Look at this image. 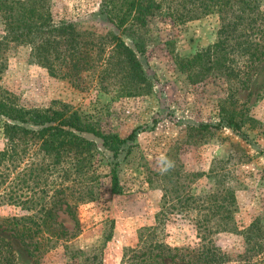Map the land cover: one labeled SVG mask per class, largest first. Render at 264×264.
<instances>
[{
    "label": "rangeland",
    "instance_id": "1",
    "mask_svg": "<svg viewBox=\"0 0 264 264\" xmlns=\"http://www.w3.org/2000/svg\"><path fill=\"white\" fill-rule=\"evenodd\" d=\"M99 4L100 0H51L50 10L55 22L104 33L110 26ZM218 26L215 15L185 25L160 18L150 22L144 52L138 54L152 86L144 96L124 95L114 79L104 90L85 74L81 79L88 87L81 81L78 87L35 64L28 46L10 45L0 86L16 104L27 109L65 106L102 134L121 139L136 132L133 144L123 146L116 159L103 150L96 156L100 186L94 200L77 206L78 230L66 214L57 213L56 221L69 234L66 241L33 258L25 245L0 228L16 264H126L139 249L141 236L170 248H197L198 223H204L208 208L222 198L226 218L207 223L227 230L210 234L208 240L233 256L244 251L241 232L257 216L264 217V137L258 134V124L246 122L243 135H238L223 120L242 107L248 117L264 124V59L250 70L243 87L215 73L190 79L181 61L212 45ZM2 30L0 22V35ZM86 137L100 146V140ZM5 144L0 127V150ZM28 159L17 171L8 170V186L23 197L34 194L31 187L40 193L44 184L37 173L26 176L24 185L13 180L29 166ZM107 162L117 163V191H112ZM30 213L0 203V221Z\"/></svg>",
    "mask_w": 264,
    "mask_h": 264
},
{
    "label": "trees",
    "instance_id": "2",
    "mask_svg": "<svg viewBox=\"0 0 264 264\" xmlns=\"http://www.w3.org/2000/svg\"><path fill=\"white\" fill-rule=\"evenodd\" d=\"M51 0H0V80L10 45L28 46L30 58L54 77L67 78L79 87H88L81 79L89 78L105 90L108 80L120 82L126 96H144L152 86L138 54L144 52L148 25L158 18L185 25L207 16L218 20L216 41L184 60V71L190 79L215 73L226 82L243 87L250 70L264 59V0H100V10L110 28L99 33L79 30L73 22H55ZM126 39L131 41L129 45ZM83 89V88H82ZM244 108L223 121L232 132L243 135L246 122L258 124L264 137V124L244 113ZM218 126V125H217ZM0 127L6 141L0 150V203L24 207L31 212L0 221L11 237L26 246L37 258L55 244L68 239V233L56 221L57 213L66 214L78 230L75 212L79 204L96 198L102 176L95 170L100 150L116 159L121 148L136 139L133 131L125 139L102 134L77 112L63 107L37 109L16 104L0 86ZM204 128L213 127L204 125ZM248 129H253L252 125ZM100 140V146L95 140ZM132 147L128 146V150ZM33 152L30 154V151ZM27 160L29 166L16 172L14 181L26 184V176L37 175L44 184L40 193L30 188L29 196L10 189L9 168L17 171ZM34 158V159H33ZM112 191H117V163L107 162ZM12 167V168H11ZM27 178V179H30ZM13 181V183H14ZM11 185V184H10ZM224 198L208 208L204 223H198L200 245L197 248H170L140 238V247L126 264H264V217L257 216L241 232L244 251L235 256L222 252L210 234L226 231L207 221L226 218ZM217 203V202H216ZM206 221V222H205ZM0 264H16L10 242L0 237Z\"/></svg>",
    "mask_w": 264,
    "mask_h": 264
}]
</instances>
